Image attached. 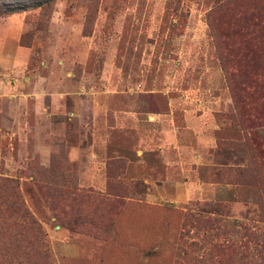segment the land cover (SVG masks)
I'll return each mask as SVG.
<instances>
[{
  "label": "rangeland",
  "instance_id": "1",
  "mask_svg": "<svg viewBox=\"0 0 264 264\" xmlns=\"http://www.w3.org/2000/svg\"><path fill=\"white\" fill-rule=\"evenodd\" d=\"M223 1L0 0V197L36 225L1 205L0 264H241L210 246L264 241V119L233 106Z\"/></svg>",
  "mask_w": 264,
  "mask_h": 264
},
{
  "label": "trees",
  "instance_id": "2",
  "mask_svg": "<svg viewBox=\"0 0 264 264\" xmlns=\"http://www.w3.org/2000/svg\"><path fill=\"white\" fill-rule=\"evenodd\" d=\"M264 0H226L213 9V13L222 14L224 26L220 32H216V50L220 65L223 69L228 87L232 95L233 106L238 111L253 112L262 110L255 118L264 119ZM250 121H253L250 119ZM253 123V122H252ZM259 125V124H257ZM13 186V180L0 176V189ZM0 220L4 208L12 206L14 218L17 222H25L34 225V221L21 206V201L15 190L7 197H0ZM244 239L253 240L254 245L264 249V241L259 235H254L244 227ZM253 236V237H252ZM249 238V240H248ZM39 241V239L35 238ZM241 240V239H240ZM259 242H256V241ZM246 240L236 242L221 241L213 243L210 250L216 254H222L227 250L240 254L238 260L241 264L242 249H246ZM261 241V242H260ZM195 243L189 242L186 247H192ZM259 247V248H260ZM260 251V249L258 250ZM260 259L264 261V254ZM240 264V263H239Z\"/></svg>",
  "mask_w": 264,
  "mask_h": 264
}]
</instances>
